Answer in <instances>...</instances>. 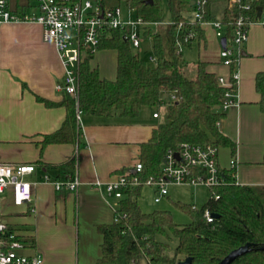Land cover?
Listing matches in <instances>:
<instances>
[{"label": "crops", "instance_id": "obj_1", "mask_svg": "<svg viewBox=\"0 0 264 264\" xmlns=\"http://www.w3.org/2000/svg\"><path fill=\"white\" fill-rule=\"evenodd\" d=\"M9 6L12 10H29L27 0H9ZM202 28L204 36L186 46H199L196 59L191 63L184 60L186 69L195 75L197 63L204 61L208 70L227 76L229 68L220 54L222 38L212 24L204 23ZM242 51L245 53L238 65L236 99L218 123L220 131L236 143V151L220 146L218 160L222 168L230 169L235 156L239 183L264 184V111L255 83L256 74L264 71V24L256 21L250 25ZM117 57L116 49H99L90 62L99 68L101 77L115 79ZM64 72L55 45L43 38L41 24H0V160L36 166L27 176L34 183L33 200L17 205L11 192H6L2 196L4 219L29 239L21 252L39 254L41 264H93L102 256L103 235L98 225L114 221L119 203L105 185L96 187L93 182L114 179L121 169H134L140 144L165 120L167 104L144 107L131 118L118 113L108 116L83 112L77 141L49 144L41 154L39 142L44 134L61 126L67 110L63 105L48 106L38 97L60 101L64 92L58 85ZM155 112L159 117L154 116ZM74 155L78 191L56 190L58 168L53 165ZM154 191L156 197L157 189ZM170 192L168 189L163 197H170Z\"/></svg>", "mask_w": 264, "mask_h": 264}, {"label": "trees", "instance_id": "obj_2", "mask_svg": "<svg viewBox=\"0 0 264 264\" xmlns=\"http://www.w3.org/2000/svg\"><path fill=\"white\" fill-rule=\"evenodd\" d=\"M166 1L172 20L165 33L151 32L150 25L144 30V35L152 36L155 64L135 53L121 32L112 29L103 37L99 49L117 50L115 79L101 77L99 68L90 62L94 52L86 50L79 68L77 97L65 91L58 102L38 97L48 106L63 105L67 110L61 126L44 134L39 142L41 154L49 144L77 141L79 110L108 116L118 113L131 118L138 116L144 107L156 108L164 103L167 104L165 120L140 144L142 170L121 169L120 174L138 175L142 182L158 176L168 151L178 150L183 142L230 146L235 153L236 143L220 131L218 123L224 116L222 106L229 100L226 92L236 89V85H222L218 73L208 70L204 61L197 63L195 75L186 69L182 51H178L177 26L182 22L181 30H193L199 37L204 36L203 28L199 21L188 20L195 8L193 0ZM230 1L206 0L203 13L205 20L224 23L228 39L232 38L240 16L256 22L257 7L264 10V0H237L231 6ZM129 3L145 21L161 20L163 0H130ZM228 68L231 72L235 64ZM255 83L264 111V71L256 74ZM167 94L172 97L168 98ZM53 166L58 168V180H69L75 174L77 157L74 155ZM234 172L233 168L221 167L219 174L223 181L209 187L210 195L199 207L192 202L174 201L191 218L185 224L177 223L167 209L143 211L139 205L143 183L124 189L115 216L123 213L126 216L98 225L103 235L102 256L93 264H178L187 257L192 259L190 264H221L228 253L248 242L253 244L251 249L231 264H264V184L239 183ZM206 210L216 216L208 220ZM174 239L176 243L172 247Z\"/></svg>", "mask_w": 264, "mask_h": 264}, {"label": "built area", "instance_id": "obj_3", "mask_svg": "<svg viewBox=\"0 0 264 264\" xmlns=\"http://www.w3.org/2000/svg\"><path fill=\"white\" fill-rule=\"evenodd\" d=\"M130 0H125L126 8L107 0H27V11L12 10L9 0H0V24L8 21H27L41 24L43 38L52 42L64 66L65 72L58 88L63 92L77 97L79 85V68L86 50L96 52L103 37L109 30L117 29L122 37L133 48H140L144 30L151 23L145 21L137 14L135 6L130 5ZM237 0H231L230 6ZM206 0H194L195 8L188 15L190 22L199 21L201 25L210 23L216 29V34L225 36V25L220 20L203 19ZM264 24V10L257 20ZM158 23V22H154ZM243 16H240L233 28L231 39L226 37L225 46L221 47L222 63L235 68L227 76L220 75L222 85H236L233 91H227L228 102L223 104V111L235 102L238 82L240 78L238 65L243 53V46L249 38L250 25ZM182 22L177 26L178 51L181 52L187 43L193 42L198 35L193 30H181ZM154 59V58H153ZM81 110L77 118L81 127ZM159 117V112L154 113ZM220 146L212 143L183 142L178 150H169L163 162L162 172L158 176H151L142 182L138 175L118 174L116 178L102 181L95 180L96 187L106 186L108 193L117 199L124 197V189L133 188L141 183L154 185L158 195L155 201L159 202L168 193L171 184H204L208 187L220 184V164L218 160ZM178 153L179 157L175 154ZM231 168L235 169L237 160L231 158ZM36 166L32 163H9L0 160V264H41L42 256L39 254L28 255L21 252L28 246L29 239L13 229L4 219L2 196L10 191L15 204L29 203L34 198V183L27 176L34 172ZM135 172L141 171V161H137ZM236 178V172L233 173ZM237 180V179H236ZM56 190L66 189L78 191L80 180L75 173L69 180H55ZM119 205L115 208L118 209ZM208 220L213 215L205 211ZM126 213L115 216L114 220L125 217ZM152 264V263H147Z\"/></svg>", "mask_w": 264, "mask_h": 264}, {"label": "rangeland", "instance_id": "obj_4", "mask_svg": "<svg viewBox=\"0 0 264 264\" xmlns=\"http://www.w3.org/2000/svg\"><path fill=\"white\" fill-rule=\"evenodd\" d=\"M113 4H119L122 8H126L125 0H107ZM172 20L171 12L166 0H163V14L158 23H151V32L160 31L165 33V28ZM198 44L191 47H185L183 50V59L191 63L197 57ZM135 53H139L149 64H155L153 59V40L151 35H144L141 41V47L133 48ZM148 108V107H147ZM165 109H163L164 113ZM143 116V113L140 117ZM146 116V115H145ZM164 118L165 115H162ZM154 185L145 184L142 189V196L139 199V205L145 212L153 211L155 209H167L172 212L173 218L177 223L185 224L191 221L188 214L178 208L174 201L180 199L185 202L195 203L198 207L201 206L210 195V188L204 184L188 185V184H171L168 189L171 190L170 197H163L161 201L155 202ZM176 240L171 241L172 247L175 245Z\"/></svg>", "mask_w": 264, "mask_h": 264}, {"label": "water", "instance_id": "obj_5", "mask_svg": "<svg viewBox=\"0 0 264 264\" xmlns=\"http://www.w3.org/2000/svg\"><path fill=\"white\" fill-rule=\"evenodd\" d=\"M192 4H194V0L192 1ZM263 11V8L261 6L257 7V14L258 17L261 16V13ZM221 43L222 46H225L226 44V37H223L221 39ZM245 53V52H243ZM177 157H179V154L176 153L175 154ZM165 161V159H164ZM135 171V170H134ZM213 216H216V214H212ZM252 243H246L238 248L233 249L230 253H228L222 260H221V264H231L237 257H239L240 255L248 252L251 247H252ZM192 261V259L190 257H187L185 260L180 261L178 264H190Z\"/></svg>", "mask_w": 264, "mask_h": 264}]
</instances>
